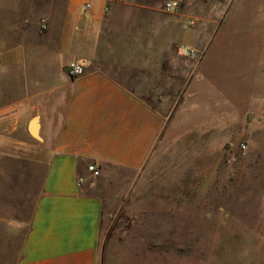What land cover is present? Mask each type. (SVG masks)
<instances>
[{
  "label": "crops",
  "instance_id": "crops-1",
  "mask_svg": "<svg viewBox=\"0 0 264 264\" xmlns=\"http://www.w3.org/2000/svg\"><path fill=\"white\" fill-rule=\"evenodd\" d=\"M167 1L0 0V147L38 145L44 170L30 220L19 226L17 264H107L106 204L88 166L100 174L150 160L167 123L158 104L178 89L180 46L202 45L218 17L211 0H180L176 14L164 11ZM245 1L219 0L234 15ZM75 61L86 66L78 78L69 72ZM36 115L40 139L29 131Z\"/></svg>",
  "mask_w": 264,
  "mask_h": 264
},
{
  "label": "rangeland",
  "instance_id": "rangeland-1",
  "mask_svg": "<svg viewBox=\"0 0 264 264\" xmlns=\"http://www.w3.org/2000/svg\"><path fill=\"white\" fill-rule=\"evenodd\" d=\"M210 4L218 17L202 45L180 46L178 89L158 104L167 123L150 160L92 180L106 204L107 264H264V0L237 15ZM36 149L0 147V264L18 263L19 226L42 187Z\"/></svg>",
  "mask_w": 264,
  "mask_h": 264
},
{
  "label": "built area",
  "instance_id": "built-area-1",
  "mask_svg": "<svg viewBox=\"0 0 264 264\" xmlns=\"http://www.w3.org/2000/svg\"><path fill=\"white\" fill-rule=\"evenodd\" d=\"M120 1H123V0H120ZM223 1H226V2L230 3L233 0H223ZM90 8H91V4L90 3L85 4V9L86 10H89ZM181 9H182V3H181L180 0H168L164 4V11L169 13V14L179 13L181 11ZM195 24H196V20L191 17V18H188L186 20V23H185L184 26L187 27V28H191V27L195 26ZM47 29H48V21H47V19L43 18L41 20V30L42 31H46ZM186 53H187L188 57H190V58H192L194 60H197V61H201L202 56H203L197 49H195L193 47H187L186 48ZM85 69H86V66L82 62L75 61L69 67V72H70L72 77L78 78V77H81V76L84 75ZM241 148L245 149L246 145L243 144L241 146ZM88 170L90 172H92V174L94 176H98L99 175V171H98L97 167L94 164H90L88 166ZM79 183L82 184L83 183V179H80Z\"/></svg>",
  "mask_w": 264,
  "mask_h": 264
},
{
  "label": "water",
  "instance_id": "water-1",
  "mask_svg": "<svg viewBox=\"0 0 264 264\" xmlns=\"http://www.w3.org/2000/svg\"><path fill=\"white\" fill-rule=\"evenodd\" d=\"M39 121L40 118L39 117H35L31 120L30 122V126H29V131L30 134L37 139H40V136L38 135V131H39Z\"/></svg>",
  "mask_w": 264,
  "mask_h": 264
}]
</instances>
